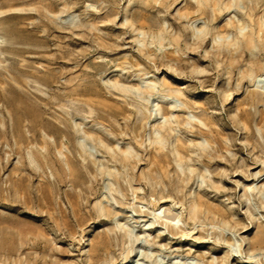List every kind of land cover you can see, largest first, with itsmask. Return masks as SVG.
Returning <instances> with one entry per match:
<instances>
[{
    "label": "rangeland",
    "instance_id": "rangeland-1",
    "mask_svg": "<svg viewBox=\"0 0 264 264\" xmlns=\"http://www.w3.org/2000/svg\"><path fill=\"white\" fill-rule=\"evenodd\" d=\"M242 2L0 0V264H264V244L253 246L264 196L249 190L264 194V95L243 76L264 71V50L227 48L249 7L264 16V0ZM148 82L155 89L141 101L135 91ZM157 101L182 103L171 111L196 118L173 134L193 151L185 173L170 142L159 152L150 145ZM83 131L116 153L131 147L129 166ZM103 165L120 169V193H108ZM157 175L165 184L146 180ZM153 198L160 210L197 201L200 219L184 211V233L171 229L167 214L151 211ZM120 226L132 231L124 243Z\"/></svg>",
    "mask_w": 264,
    "mask_h": 264
},
{
    "label": "bare ground",
    "instance_id": "bare-ground-1",
    "mask_svg": "<svg viewBox=\"0 0 264 264\" xmlns=\"http://www.w3.org/2000/svg\"><path fill=\"white\" fill-rule=\"evenodd\" d=\"M200 3L204 4L207 2H211L212 0H199ZM243 0H241L242 2ZM250 4H254L259 5L261 0H247ZM243 3V2H242ZM244 4V3H243ZM245 8V6H244ZM254 11V8L249 7V13L246 14V16L249 19V22H244L241 20V29H240V36L236 37L235 40H231L230 42L227 43V48H231V47H237L238 49L241 47V55L243 56L245 54V49L248 50V52H250L251 54H254V51L259 49H263L264 50V16H260L258 17L257 20H255L253 18V15L250 14L251 11ZM198 32H201L200 30H197ZM220 38V37H219ZM262 73H256L252 68L247 69V74L243 75L245 77H248L252 80L253 86L255 87V94L254 95H259V93L261 95H264V71L263 69ZM156 83L155 82H148L145 86V88L141 91V89H136V93L138 94V98L141 101H144V96L146 94H151L153 92V90L155 89ZM167 87V86H166ZM121 90L124 93H133L134 91L130 88H122ZM165 98V96L162 97H158L157 100H163ZM253 100H255V97L252 98ZM157 101V102H158ZM170 108V109H169ZM184 107V104H178L176 101L171 102L170 106L168 108H164L163 106H161L159 104V102L156 104V112L157 114L160 116V120H161V125H158L157 127H154L153 129V134H154V139H150V145H152L156 150L161 151L163 149H165L166 143L170 142V145L172 146V150L171 153L173 155V160L176 163L179 171L181 173H185V168L184 166L181 164L182 160L184 159V157H186L185 155L188 153H193L192 150H182V148H180L177 143L179 142V139L177 138H173V134L175 132H177V128H180L183 124L188 125L190 127L193 128L192 123L196 121V118H194V116H191L190 114L187 115V118L181 119V117L178 115V113H174L173 111H171V109H173L176 112V109H180L182 110ZM11 116V114H10ZM12 117V116H11ZM201 123V122H200ZM85 133V135L88 137V140L90 142H94L95 140L98 141V144L104 149L105 153H110L113 152L114 156L110 157V159L112 161H114L115 164H118L120 168L124 169L127 168L129 166V162L130 159L133 157V149L131 147H128L126 150L120 149L119 153H116L114 149H112L108 143L106 142V139L99 135L98 133H92L90 131H83ZM204 143L200 144V146H202V149L204 150ZM79 147L81 148L82 152H85V147L86 145L84 144V142H79ZM66 148L68 150V147L66 146L65 143H63V145H61V148H57L58 149V153L60 156H64V153L62 152V149ZM81 156L83 157V154H81ZM159 158L161 159H167L166 154L161 153L159 154ZM163 159V160H164ZM84 161L86 160L85 158L83 159ZM169 161V160H167ZM65 166L71 170V160L68 157H65V161H64ZM94 164H96L94 162ZM187 170L189 171V173H193V169L190 165H187ZM101 174H107V176L109 178H111V183H109L108 186V193L110 195H113V193H120L121 191V184H120V177L122 175L120 169L118 167H113V172L111 171V167L109 166H105L103 165V167L99 170ZM146 180L151 184V185H155L158 182H162L163 184H165L164 180H163V176H148L146 178ZM166 186V185H164ZM166 188V187H165ZM250 193H252L254 190L257 191L258 194L264 196V194L261 193V190L257 187L253 188V187H249ZM137 189L135 190L136 193ZM159 195V200H163L165 199V194L164 191L160 190L158 192ZM137 197L135 196L136 200ZM115 201V200H114ZM153 203H151L150 205L152 206L151 211H153L154 213L156 211H159L160 209H156V198H153ZM136 204V201L133 203V205ZM176 203L171 204V208L168 209H162L160 211H162L163 214H167V216L170 219H165L164 220V224L168 225L171 229L173 228H178V230H181L183 233L184 231L180 228L179 223H182V225H185L187 223H185L184 221V217H183V213L184 211L187 212V219L188 221H197L200 219L201 216V212L199 211V204L197 203V201L191 200L189 202L188 208L184 209H180L178 207H176ZM143 209L144 206L141 207V211H144ZM99 211L102 213L103 216H109L110 215V211L111 209L103 204H101L99 206ZM132 211H136L135 209H133ZM208 215H212V217L218 216L221 217V219L226 218L225 215H219L216 214L215 212H211V211H207ZM154 217L157 220L162 219V217H156L154 214ZM226 220V219H224ZM224 222V221H223ZM227 222V221H226ZM225 222V223H226ZM154 224V223H152ZM222 230H225L226 228H221ZM120 230L123 231L122 234V243H124V240L126 241V239H130L131 238V230H125L123 227L120 226ZM235 235V234H234ZM139 238L136 236L133 240V243L138 242ZM148 243V242H147ZM264 244V230H259L255 236V239L253 241V246L256 247L258 245H263ZM241 246H242V242L241 239H237L236 241V248L239 250V252H236L237 254H239V258H242V252H241ZM130 252H134V249L131 248ZM152 254H145L144 257L146 258H151ZM253 259V256H249L248 258L244 257L245 261H251ZM161 261V260H159ZM138 263V261H137Z\"/></svg>",
    "mask_w": 264,
    "mask_h": 264
}]
</instances>
